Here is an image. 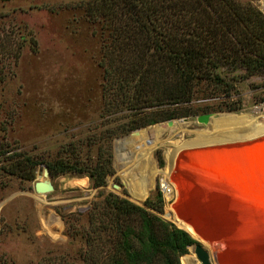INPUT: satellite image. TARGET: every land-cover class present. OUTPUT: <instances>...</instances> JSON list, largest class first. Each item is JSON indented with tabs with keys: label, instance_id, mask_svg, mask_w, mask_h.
<instances>
[{
	"label": "rangeland",
	"instance_id": "1",
	"mask_svg": "<svg viewBox=\"0 0 264 264\" xmlns=\"http://www.w3.org/2000/svg\"><path fill=\"white\" fill-rule=\"evenodd\" d=\"M91 1L0 0V264H99L105 229L96 216L107 195L125 197L179 226V203L166 200L159 188L161 179L170 182L168 160L174 148L264 133V72L241 77L244 70L237 68L225 73L237 78L231 80L234 88L228 96L190 103L239 98V108L208 110L216 118L213 122L196 121L203 113L198 112L168 118L175 122L172 128L164 119L110 136L109 172L100 185H93L85 170L50 174L43 162L34 166L31 177L4 171L1 165L15 151L92 165L106 156L102 150L108 129L141 116H126L125 108L104 112L99 23L85 9ZM237 1L255 6L264 16V0ZM155 109L159 107L144 111ZM37 180L47 181L48 189L36 191ZM143 180L148 186L142 198H136L135 183ZM145 199L153 207L146 206ZM164 210L171 217L164 216ZM197 238L212 264L209 244ZM196 243L179 256V264L187 258L188 264H201L192 250Z\"/></svg>",
	"mask_w": 264,
	"mask_h": 264
},
{
	"label": "trees",
	"instance_id": "2",
	"mask_svg": "<svg viewBox=\"0 0 264 264\" xmlns=\"http://www.w3.org/2000/svg\"><path fill=\"white\" fill-rule=\"evenodd\" d=\"M85 9L99 23L104 112L125 108L126 116H141H131L108 129L106 147H97L106 156L92 165L77 166L76 160L67 163L62 157L36 159L15 151L1 165L8 173L31 177L34 166L43 162L50 174L85 170L92 184L100 185L109 172L110 136L175 116L237 109L239 98L215 104L190 102L228 96L234 88L231 80L237 78L226 72L240 68L244 70L241 77L264 72V16L249 3L92 0ZM156 105L159 109L144 111ZM148 183L136 182L133 196L142 198ZM144 204L153 207L148 199ZM102 205L96 216L105 229L99 264H179V256L196 242L186 230L125 197L107 195ZM163 214L171 217L168 210ZM189 260L183 259L182 264Z\"/></svg>",
	"mask_w": 264,
	"mask_h": 264
},
{
	"label": "bare ground",
	"instance_id": "3",
	"mask_svg": "<svg viewBox=\"0 0 264 264\" xmlns=\"http://www.w3.org/2000/svg\"><path fill=\"white\" fill-rule=\"evenodd\" d=\"M262 140L264 133L177 145L169 157L165 198L179 203V227L188 232L193 224L194 239L209 244L212 264H264V156L256 147Z\"/></svg>",
	"mask_w": 264,
	"mask_h": 264
},
{
	"label": "water",
	"instance_id": "4",
	"mask_svg": "<svg viewBox=\"0 0 264 264\" xmlns=\"http://www.w3.org/2000/svg\"><path fill=\"white\" fill-rule=\"evenodd\" d=\"M210 116H211L210 112H203V113L197 114L195 119H196V121L206 123L209 120ZM166 122L169 124V123L172 122V120L168 119ZM256 147L259 149L258 151L260 153H262L263 156H264V140H262ZM206 149L207 148H204L202 150H206ZM43 172L47 173L46 168L43 169ZM48 187H49V185H48L47 181H45V180H37V181L34 182V189L36 191H44V190L48 189ZM169 221H171V220H169ZM171 222H173V221H171ZM189 226L191 227V230L194 233H197L199 235V233L197 232L196 227L193 224L189 223ZM180 228H182V227H180ZM192 250H193V252L195 254V257L200 261L201 264H209L208 253H207L206 249L198 241H197L196 244H194L192 246Z\"/></svg>",
	"mask_w": 264,
	"mask_h": 264
},
{
	"label": "built area",
	"instance_id": "5",
	"mask_svg": "<svg viewBox=\"0 0 264 264\" xmlns=\"http://www.w3.org/2000/svg\"><path fill=\"white\" fill-rule=\"evenodd\" d=\"M167 185V180L165 179H161L160 182H159V188L161 189V191H165L166 189V186Z\"/></svg>",
	"mask_w": 264,
	"mask_h": 264
}]
</instances>
